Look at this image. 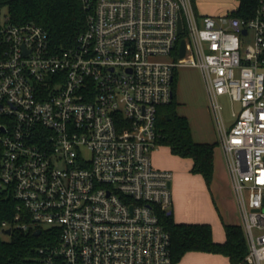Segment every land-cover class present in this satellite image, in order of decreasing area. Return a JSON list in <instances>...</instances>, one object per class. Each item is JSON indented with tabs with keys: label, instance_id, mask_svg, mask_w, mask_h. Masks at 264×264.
Here are the masks:
<instances>
[{
	"label": "built area",
	"instance_id": "1",
	"mask_svg": "<svg viewBox=\"0 0 264 264\" xmlns=\"http://www.w3.org/2000/svg\"><path fill=\"white\" fill-rule=\"evenodd\" d=\"M81 1L84 29L59 50L44 27L0 7V198L11 206L0 240L44 232L40 264H171L158 213L172 202V172L154 167L150 151L176 67L193 66L239 207L245 262L264 264V7L245 18L198 14L193 0ZM221 96L239 106L229 124Z\"/></svg>",
	"mask_w": 264,
	"mask_h": 264
},
{
	"label": "trees",
	"instance_id": "2",
	"mask_svg": "<svg viewBox=\"0 0 264 264\" xmlns=\"http://www.w3.org/2000/svg\"><path fill=\"white\" fill-rule=\"evenodd\" d=\"M236 8L229 11L232 15L251 17L257 9L264 7V0H237ZM12 20L17 22L33 21L47 30L54 50L72 45L85 26V10L81 0H0ZM176 73L172 79V98L156 111L155 129L157 143L166 145L170 152L191 160L190 171L203 176L210 182L213 169V142H198L192 137L189 122L176 111L177 101L174 94ZM5 209V210H2ZM10 203L0 198V220L9 217ZM163 228L170 233L171 264L177 262L187 251L219 253L228 257L231 264H247L245 255L247 244L240 224H224L225 240L216 242L208 223L175 222L171 210L158 213ZM56 240L55 236L50 238ZM48 242L41 232L13 230L0 240V264H40L36 248Z\"/></svg>",
	"mask_w": 264,
	"mask_h": 264
},
{
	"label": "crops",
	"instance_id": "3",
	"mask_svg": "<svg viewBox=\"0 0 264 264\" xmlns=\"http://www.w3.org/2000/svg\"><path fill=\"white\" fill-rule=\"evenodd\" d=\"M194 2V0H193ZM235 7L231 8L228 11L236 8L237 0H235ZM195 10L198 14H209V15H217L220 13H200L197 9V6L194 2ZM227 11V12H228ZM175 94V88H174ZM177 101V100H176ZM179 102L177 101V106ZM176 106V107H177ZM177 111V109H176ZM180 114V113H178ZM182 115V114H181ZM185 116V115H184ZM198 142H213L215 143L213 148V169H212V177L209 183H206L203 176L199 173H192L190 171L191 160L189 161L188 167L186 168V172H172V178L170 181V186L173 184V200H172V208L170 209L172 212V216L175 222L182 223H208L212 229V238L216 242H223L225 240V231L224 224H241V215L239 211V207L236 201L235 194L232 190L230 184V177L226 168L224 152L221 145L218 143L217 135L212 136L207 139H195ZM218 145V147H217ZM221 151L223 156V162L225 165L224 174L225 180L224 182H215L216 177H222L221 170L218 169L216 163H218L217 155H219L218 151ZM189 159V158H188ZM159 168L167 169L168 165L166 163H157ZM156 166V167H158ZM184 173V174H183ZM190 173V175H189ZM195 180L196 188L194 189L195 195L192 198L190 194V188L187 185L188 181ZM202 181H204L207 185L208 190L205 191L202 186ZM210 195V196H209ZM192 203H194L192 205ZM235 203V204H234ZM192 205V207H191ZM239 219V221L237 220ZM174 264H231L228 260V257L219 253H211V252H203V251H187L185 252L181 258L175 262Z\"/></svg>",
	"mask_w": 264,
	"mask_h": 264
},
{
	"label": "rangeland",
	"instance_id": "4",
	"mask_svg": "<svg viewBox=\"0 0 264 264\" xmlns=\"http://www.w3.org/2000/svg\"><path fill=\"white\" fill-rule=\"evenodd\" d=\"M194 2L200 13L212 14L220 12L225 13L231 8L235 7L236 3L235 0H194ZM4 10L5 7H2L1 11L3 12ZM247 38H251V33ZM175 73V99L179 102L176 109L178 113L185 115V117L187 118L192 137L198 140H203L217 135L214 118L208 107V99L205 91V86L199 69L193 66H179L176 67ZM220 102L223 107L222 115L225 123L229 124L231 123L230 111L232 108L237 109L239 107L238 103L231 102L225 96L220 97ZM216 151H218V148H216ZM218 153V163L216 164L218 166V169L223 171L222 177L224 178L221 179L220 176H217L215 180V182L217 181V183L219 181L224 182V180L226 179V174H224L225 161L223 162L221 151H218ZM150 158L154 167L158 166L157 163H166L169 170H171L173 173L186 172V168L188 167L190 161V159L188 158L172 154L166 145L161 144H157L155 148L150 151ZM156 168H159V166ZM202 182L204 190L207 191V185L209 184H206L204 181ZM187 185L190 188L189 192L191 194V197L193 198L195 195L194 189L196 188L195 180L188 181ZM170 191L172 195L173 184L170 186ZM193 204L194 203H192V205ZM171 208L172 202L168 210H170ZM237 220L239 221L238 218Z\"/></svg>",
	"mask_w": 264,
	"mask_h": 264
},
{
	"label": "water",
	"instance_id": "5",
	"mask_svg": "<svg viewBox=\"0 0 264 264\" xmlns=\"http://www.w3.org/2000/svg\"><path fill=\"white\" fill-rule=\"evenodd\" d=\"M177 30L178 32L181 30V22H180V18H178L177 21ZM243 32H245V30L243 29ZM184 50H185V43H184V39H180V45H179V57H182L184 55ZM169 186H170V182H169ZM6 232H9V229H6ZM40 233L39 229H36L33 231L34 235H38Z\"/></svg>",
	"mask_w": 264,
	"mask_h": 264
}]
</instances>
